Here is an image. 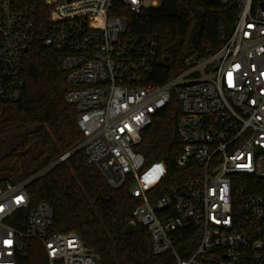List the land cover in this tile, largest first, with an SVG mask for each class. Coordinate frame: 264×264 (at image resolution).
<instances>
[{
  "label": "built area",
  "instance_id": "1",
  "mask_svg": "<svg viewBox=\"0 0 264 264\" xmlns=\"http://www.w3.org/2000/svg\"><path fill=\"white\" fill-rule=\"evenodd\" d=\"M42 1L48 20L38 34L32 9L0 0V100L21 99L24 57L35 43L61 53L64 98L82 134L77 148L108 185L128 183L138 201L128 223L147 229L152 255L162 264H264V0H203L233 7L232 27L219 25L217 50L187 56L163 85L149 82L152 51L125 34L121 13L161 0ZM173 97L183 175L165 186V163L147 164L134 147ZM33 178L0 186V264H23L26 241L42 245L48 264H98L76 233L49 231V203L30 208Z\"/></svg>",
  "mask_w": 264,
  "mask_h": 264
},
{
  "label": "trees",
  "instance_id": "2",
  "mask_svg": "<svg viewBox=\"0 0 264 264\" xmlns=\"http://www.w3.org/2000/svg\"><path fill=\"white\" fill-rule=\"evenodd\" d=\"M32 9L38 34L48 20L42 0H21ZM126 16L125 34L143 40L151 49L149 82L163 85L184 70L187 54L197 58L219 47L217 29L232 27L236 11L231 6L203 0H161L156 7L135 15L121 6ZM195 46L191 48L192 36ZM152 44V46H151ZM62 54L35 43L23 62L24 89L16 102L0 100V186L34 177L25 190L30 208L45 201L52 206L50 232L76 233L83 245L95 252L98 264H162L152 255L147 229L128 223L138 201L128 183L113 188L86 161L74 108L64 98L68 90L60 68ZM180 112L176 98L152 117L134 147L147 164L163 161L167 167L165 186L180 182L183 172L175 167L179 153L176 119ZM67 159L41 173L62 154ZM37 175V176H36ZM23 264H48L42 245L25 242Z\"/></svg>",
  "mask_w": 264,
  "mask_h": 264
},
{
  "label": "water",
  "instance_id": "3",
  "mask_svg": "<svg viewBox=\"0 0 264 264\" xmlns=\"http://www.w3.org/2000/svg\"><path fill=\"white\" fill-rule=\"evenodd\" d=\"M195 38H196V34H193V36H192V44H191V48H194V46H195ZM190 55V53L189 54H187V56H189Z\"/></svg>",
  "mask_w": 264,
  "mask_h": 264
},
{
  "label": "rangeland",
  "instance_id": "4",
  "mask_svg": "<svg viewBox=\"0 0 264 264\" xmlns=\"http://www.w3.org/2000/svg\"><path fill=\"white\" fill-rule=\"evenodd\" d=\"M194 57H196L195 55H190V57L189 58H194ZM18 182H21V180L20 181H18Z\"/></svg>",
  "mask_w": 264,
  "mask_h": 264
}]
</instances>
